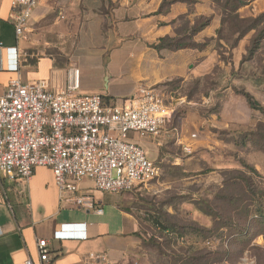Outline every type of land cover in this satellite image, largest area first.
I'll return each instance as SVG.
<instances>
[{
    "label": "crops",
    "instance_id": "0c3cea01",
    "mask_svg": "<svg viewBox=\"0 0 264 264\" xmlns=\"http://www.w3.org/2000/svg\"><path fill=\"white\" fill-rule=\"evenodd\" d=\"M250 7L239 10L242 18ZM12 11V0H0V95L18 78L23 82L48 80L63 87L79 70L83 95H100L107 104H124L140 87H148L178 111L185 102L192 103L187 101L186 90L198 87L200 93L217 70L218 86L234 82L229 76L239 67L246 46L244 41L234 47L225 43L224 14L212 0H40L24 37L16 34L10 21ZM164 39L182 47L156 48ZM30 53H36V65L27 61ZM17 54L18 71L11 68ZM217 118L212 116L209 122ZM221 118L224 122H219V128L225 130L230 122L223 114ZM181 120L179 125L170 120L155 141L134 139L154 161L159 148L172 147L175 138L191 145L193 153L212 148L217 135L206 134V121L185 114ZM150 184L112 194L84 180L81 191L92 193L104 211L97 214L69 208L63 199L67 194H61L48 167L36 168L28 182L1 176L0 264L38 262L39 240L48 241L54 264H169L179 256L161 252L150 241L152 228L141 205L142 189ZM194 217L208 229L214 224L213 218L198 211ZM59 232L74 237L59 239ZM232 238L226 240L229 247ZM206 241L191 236L179 242L178 250H190L191 256L202 250L216 251ZM252 250L264 251V232L253 237L245 257L236 264H255L257 257H248ZM94 256H105L106 261Z\"/></svg>",
    "mask_w": 264,
    "mask_h": 264
},
{
    "label": "built area",
    "instance_id": "2783aa9c",
    "mask_svg": "<svg viewBox=\"0 0 264 264\" xmlns=\"http://www.w3.org/2000/svg\"><path fill=\"white\" fill-rule=\"evenodd\" d=\"M39 2L12 0L10 21L18 37L30 32ZM15 61L11 68L18 71V54ZM172 116L171 107L153 88L140 87L124 104L83 95L79 70L63 87L48 80H12L0 95V177L28 182L36 168L48 167L61 194H67L63 199L69 208L103 214L93 194L81 191L82 182L92 180L99 191L121 194L158 179L161 168L134 136L159 139ZM183 150L193 153L188 144ZM56 237L74 235L59 232ZM205 244L215 247L212 240ZM37 246L38 262L28 259L25 264H54L48 241L39 240ZM94 258L106 261L105 256Z\"/></svg>",
    "mask_w": 264,
    "mask_h": 264
},
{
    "label": "rangeland",
    "instance_id": "374dc122",
    "mask_svg": "<svg viewBox=\"0 0 264 264\" xmlns=\"http://www.w3.org/2000/svg\"><path fill=\"white\" fill-rule=\"evenodd\" d=\"M212 1H216L223 14H228L222 5L231 0ZM247 5L251 7L242 13L246 16L242 18L239 13L234 22L228 19L223 34L229 47L240 41L246 42L240 62H237L239 67L237 71L236 67L233 68L229 76H233L236 83L227 81L224 86H218L215 83L219 78L217 70L206 80L200 93L198 87L186 90L187 101H192L191 104L185 102L178 111L171 107V120L175 125H179L184 114L206 121V134L217 135L212 148L197 150L190 155L175 138L172 147H163L161 151L159 148L156 161L161 168L160 177L142 189L145 195L141 198V205L145 220L152 228L148 232L150 240L160 251L181 252L176 241L166 239L161 242L155 238L160 233L155 230L157 224L188 235L199 226L194 217L199 210L216 220L213 231L204 235L215 243L218 264H228L241 255L242 247L246 249L248 245H238L233 249L237 251L234 255L227 245V236L232 232L227 231V227L233 209H241L237 215H240V222H245L250 216L248 206L264 203V0L248 1ZM230 58L234 63V58ZM26 59L36 65V53H30ZM239 91L251 94L263 111L251 108ZM222 114L230 122L225 130L219 128L224 122ZM212 116L218 118L211 124L209 119ZM261 230L264 231L263 225ZM253 256L257 257H254L255 264H264V251L255 250L254 253L252 250L248 257ZM178 261L180 259H172L169 264Z\"/></svg>",
    "mask_w": 264,
    "mask_h": 264
},
{
    "label": "trees",
    "instance_id": "16d2710c",
    "mask_svg": "<svg viewBox=\"0 0 264 264\" xmlns=\"http://www.w3.org/2000/svg\"><path fill=\"white\" fill-rule=\"evenodd\" d=\"M220 1V0H217ZM248 1H252V0H231V1H227L225 3H223L222 7L224 9V11L228 14L224 13V24L229 23L228 19H231V21L234 22L235 19L239 18V10L246 6L248 4ZM216 2V1H214ZM227 15V16H226ZM233 16V17H231ZM241 38V37H240ZM182 46L180 44H177L175 41H173L172 39H164L160 42V44L156 47L158 49H162V48H168V49H177V48H181ZM255 50V48L253 49ZM240 94H243L250 107L253 109H262L259 108L258 104L256 103V101L254 100L253 96L249 93H245L242 91H239ZM263 111V109H262ZM157 163V161H156ZM158 165V163H157ZM240 208H234L233 209V213L231 215V219L229 220L230 224L227 227L228 231L231 230L232 232L229 233V235L227 236L228 238L234 237L232 239H230V248H231V254L234 255V253H237V251L233 250L236 249V247H238V245H243V244H247L246 249L249 247V242L253 240V237H255L258 232H264L263 230H261L262 225L264 226V203L261 205L259 203H254V204H250L248 206V210H250V214H248L249 219L248 221L245 222H240L239 217L240 215H237L240 212ZM199 213L210 216L211 218H213L214 220V224L212 225V227L210 229L203 227L200 225V223H198V228L194 229V233L191 234H186L184 232H179V231H175L171 228L168 227H164L161 226V224H157V228H155V230L160 231L159 236H155L156 239H158L159 241L163 242L164 240H171V241H176L178 244H180L179 242H181L182 240L187 239L190 236H200L202 237L205 241L209 239V237H206L204 235V233H211L214 229V226L216 224V220L214 219L213 216L208 215L203 213L202 211L197 210ZM198 222V221H196ZM237 229V232H236ZM240 230V231H238ZM167 232H170L171 234H168ZM190 235V236H189ZM247 239L248 241L245 242L244 240ZM151 241V240H150ZM245 246V245H244ZM242 250L239 252V254L243 255L245 252V247L241 248ZM176 255V253H175ZM179 257L178 259L183 260L184 263L183 264H213V263H218L216 260V256L217 253L214 252H210V251H206V250H202L198 253V255L195 256H191L190 255V250H184L183 253L182 251L180 252V254H177ZM240 255V256H241ZM239 256V255H238ZM238 257L235 258L233 261H228V264H236L238 261H240V259L242 257ZM177 259V258H174ZM178 264V262H177Z\"/></svg>",
    "mask_w": 264,
    "mask_h": 264
}]
</instances>
